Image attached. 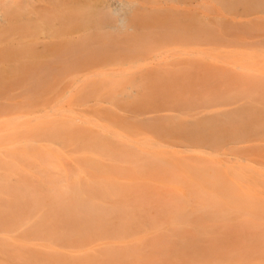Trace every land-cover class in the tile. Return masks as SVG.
Wrapping results in <instances>:
<instances>
[{
	"label": "bare ground",
	"instance_id": "6f19581e",
	"mask_svg": "<svg viewBox=\"0 0 264 264\" xmlns=\"http://www.w3.org/2000/svg\"><path fill=\"white\" fill-rule=\"evenodd\" d=\"M102 2L70 13L67 26L131 31L129 21L148 18ZM244 3L253 22L260 20L264 43V0ZM232 4L219 5L227 10ZM179 13L148 19L169 30L170 22L190 23L179 27L183 41L210 37L193 23L196 16ZM171 29L176 35L178 28ZM183 50L180 55L188 54ZM252 58L234 67L243 72L237 81L264 80V52ZM173 62L85 75L94 76L86 92L105 96L104 105L93 104L94 116L58 102L36 109L34 99L4 105L10 111L0 114V264H264V94L220 108L224 98H208L206 81L232 78L230 71ZM10 66L0 68L1 86L27 77ZM121 84L136 94L120 97L115 89ZM145 108L154 115L145 117ZM236 145L254 158H218L219 148Z\"/></svg>",
	"mask_w": 264,
	"mask_h": 264
},
{
	"label": "rangeland",
	"instance_id": "374dc122",
	"mask_svg": "<svg viewBox=\"0 0 264 264\" xmlns=\"http://www.w3.org/2000/svg\"><path fill=\"white\" fill-rule=\"evenodd\" d=\"M91 1L94 0H0V68L4 69L11 64L20 71L23 70L21 74L26 72L27 76L26 78L23 77V83L21 82L22 77L16 78V81H20H15L16 84H12L14 79L13 82H10L13 86L9 84L8 87L1 79L3 82L1 84H4V86L0 85L2 88H0V114H7L10 111L7 112L5 108L7 105L4 107L9 101L11 103V101L34 99L36 109L45 108L48 110L58 102L60 106L69 107L74 113L94 116L96 113L92 107L93 104L99 102L104 105L105 96L92 95L86 92L88 90L87 82L93 79L94 76L87 79L85 75L90 76L98 70H103L106 74H109L107 76H114L116 74L108 73L107 70L118 67H129L131 73L151 70L150 68L153 69V66L158 65L159 61L164 60L166 63L170 61L174 64L173 61L188 59L194 61L195 65L200 68L204 67V70L205 68L206 70L212 69L221 72V74L227 73V75L230 71L229 75L232 78L224 75L226 78H222L221 83L206 81L209 83L206 84L207 87L205 86L209 91L208 98H224L220 101L224 106L220 108H235L238 104H244L250 97H254L252 100H255V97L264 94V91H260L261 88L264 89V85H261L264 80L258 79L260 82L262 81L261 83L258 80H253L258 81L256 84L245 79L239 82L240 80L237 81V78L241 74L243 75V72L234 68L237 64L242 66L246 64L245 56H254L252 60H256L259 59L258 55L264 52L262 32L260 29L258 31L261 25L260 20L253 22L244 0H232V8L227 10L219 5L223 0H112L117 7H123L121 9L124 11L130 8L128 11H131L135 16L143 14V16L149 18L153 14L160 15L170 11L180 12L177 15L183 12L193 14L197 19L193 23L205 28L210 37L198 38V36H195L192 38L191 33L192 37H186L185 41H183V38L186 35L181 29L190 24L183 26L185 20L172 23L173 26L171 22L170 25L168 23L169 27L167 28H170V30L166 27L162 28V26L157 25L148 18L146 21H136L137 23L133 21L131 24H129V21L127 24L133 26V29L129 31L127 27L117 28L120 33H117L116 29L99 30L98 27L93 29L81 27L76 31L67 26V19L70 20L73 17L70 16V13L81 12L84 6L89 5L88 3ZM96 1L99 2V0ZM101 1L112 4L111 0ZM74 14L76 13L72 15ZM69 16L70 18H68ZM114 19L113 16L109 19L111 24L116 22V19ZM137 19L139 18L137 17ZM127 24L125 26H128ZM176 27L178 30L174 35L171 28L175 30ZM180 31L185 35L182 39L178 38ZM194 35H197V33H194ZM124 50L125 52H123ZM181 50L186 51L188 54L180 55L179 51ZM119 52L121 53L118 54ZM16 54L18 55L16 56ZM203 57H206L204 62H198ZM59 59L61 62H59ZM43 65H47V67H42ZM41 69L43 70L40 71ZM236 73L240 74L236 75ZM235 77L237 78L235 79ZM245 81L250 84L245 83ZM38 84L41 85L42 89L39 88ZM251 84H255V86ZM30 85L34 88H31ZM106 90L107 88L103 87L102 92ZM115 90L116 93L120 91V97L122 98L133 96L137 92L136 88L130 85L125 86V84H121L120 88ZM253 91H255V94L252 93ZM256 91L260 95H256ZM37 92H40V94ZM19 94L22 97H18ZM118 111L119 114L126 116L137 113L133 110H127L128 112L126 110ZM140 111L146 112L145 117L154 115L149 108ZM163 113L165 112L160 114ZM204 151L206 152V150ZM251 152L249 149H245L244 145H236L233 148H219L216 153L218 158L225 162L241 158L245 160L253 159Z\"/></svg>",
	"mask_w": 264,
	"mask_h": 264
}]
</instances>
